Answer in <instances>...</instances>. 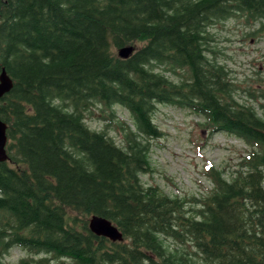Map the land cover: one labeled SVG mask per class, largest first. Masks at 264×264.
Wrapping results in <instances>:
<instances>
[{
    "label": "trees",
    "instance_id": "trees-1",
    "mask_svg": "<svg viewBox=\"0 0 264 264\" xmlns=\"http://www.w3.org/2000/svg\"><path fill=\"white\" fill-rule=\"evenodd\" d=\"M236 16L263 31L264 0H0V71L13 82L0 99V264L14 247L34 255L17 264H264V117L235 99L208 47V29ZM158 105L249 147L230 177L208 168L200 199L140 179L152 171L148 140L162 135ZM95 107L109 122L115 107L129 113L122 147L85 124ZM92 215L123 241L92 234Z\"/></svg>",
    "mask_w": 264,
    "mask_h": 264
},
{
    "label": "rangeland",
    "instance_id": "rangeland-1",
    "mask_svg": "<svg viewBox=\"0 0 264 264\" xmlns=\"http://www.w3.org/2000/svg\"><path fill=\"white\" fill-rule=\"evenodd\" d=\"M260 22H246L245 17H233L217 23L208 29L212 40L209 49L212 59L225 65L236 86L235 99L243 105L252 106L260 117L258 95L264 90L260 80L264 78V30ZM258 30V31H257ZM173 81L180 77L165 72L163 66L154 68ZM253 91V92H252ZM249 92L256 95L252 98ZM99 107L87 114L85 124L92 130L105 131L116 144L123 146V133L132 128L129 113L115 107V117L111 122L102 119ZM119 122L125 125L118 128ZM153 122L162 133L158 139H150L149 156L151 172L141 175L145 186H157L166 196L200 199L212 188L210 177L206 175L212 167L222 171L226 177L237 169L238 162L249 147L244 142L223 132H211L202 126L204 119L189 109L171 105H158ZM171 249L183 246L167 242ZM34 256L27 250L12 248L3 258L6 264H17L23 258ZM36 258V257H35Z\"/></svg>",
    "mask_w": 264,
    "mask_h": 264
},
{
    "label": "water",
    "instance_id": "water-1",
    "mask_svg": "<svg viewBox=\"0 0 264 264\" xmlns=\"http://www.w3.org/2000/svg\"><path fill=\"white\" fill-rule=\"evenodd\" d=\"M133 46H124L117 49V56L120 59H127L133 53ZM13 87L12 79L7 75L6 71L2 69L0 71V99L7 95ZM7 126L0 120V163L8 161V154L6 151L7 146V136H6ZM89 231L98 236L104 237L111 242H122L123 237L121 232L114 226L109 220L92 215L87 222Z\"/></svg>",
    "mask_w": 264,
    "mask_h": 264
},
{
    "label": "bare ground",
    "instance_id": "bare-ground-1",
    "mask_svg": "<svg viewBox=\"0 0 264 264\" xmlns=\"http://www.w3.org/2000/svg\"><path fill=\"white\" fill-rule=\"evenodd\" d=\"M185 255V254H184Z\"/></svg>",
    "mask_w": 264,
    "mask_h": 264
}]
</instances>
